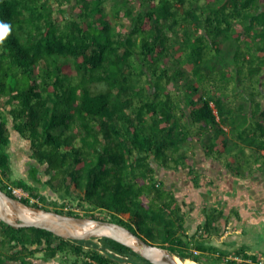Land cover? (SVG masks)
Wrapping results in <instances>:
<instances>
[{
    "label": "trees",
    "instance_id": "1",
    "mask_svg": "<svg viewBox=\"0 0 264 264\" xmlns=\"http://www.w3.org/2000/svg\"><path fill=\"white\" fill-rule=\"evenodd\" d=\"M0 21L12 26L0 44V188L38 200L26 204L116 222L197 264H225L218 251L209 260L187 249L186 212L157 170L185 166L200 134L209 154L226 158L228 148L231 157L239 142L250 152L243 159L264 164V0H0ZM10 126L29 136L50 182L73 185L78 199L51 202L7 179ZM222 212L208 211L204 228ZM29 247L82 261L73 264H150L108 238L0 221V264Z\"/></svg>",
    "mask_w": 264,
    "mask_h": 264
},
{
    "label": "crops",
    "instance_id": "2",
    "mask_svg": "<svg viewBox=\"0 0 264 264\" xmlns=\"http://www.w3.org/2000/svg\"><path fill=\"white\" fill-rule=\"evenodd\" d=\"M10 127L5 151L8 156L7 179L10 180L9 175L12 174L14 180L32 185L47 196L46 200L54 202L56 194L48 190L56 185L52 190L56 191L59 181L51 183L49 175L44 173L45 167L32 159L29 136H23ZM200 136L187 146L189 161L185 166H178L170 173L158 172L161 181L170 178L171 187L182 181L181 175L195 182L190 191L183 188L174 190V193L171 191L182 212H186L183 231L190 239L187 249L195 246L208 258L214 255L212 251H218V257L225 264L234 262L224 261L228 254H238L241 261L248 264H264V164L262 161L251 163L244 158L243 163L237 161L232 166L233 157H217L207 153ZM247 152L246 149L245 154ZM71 187L75 188L73 185ZM213 208L217 215L221 214V210H226L227 216L218 218L214 215L212 219L216 220L204 228L205 214ZM242 253L247 256H241ZM184 262L190 264L194 261L184 259Z\"/></svg>",
    "mask_w": 264,
    "mask_h": 264
},
{
    "label": "water",
    "instance_id": "3",
    "mask_svg": "<svg viewBox=\"0 0 264 264\" xmlns=\"http://www.w3.org/2000/svg\"><path fill=\"white\" fill-rule=\"evenodd\" d=\"M223 212L220 218L227 216L226 210ZM0 221L13 229H43L63 239L108 238L128 247L150 264H180L177 258L183 260L181 256L146 242L141 236L116 222L62 214L26 204L8 195L1 188Z\"/></svg>",
    "mask_w": 264,
    "mask_h": 264
},
{
    "label": "flooded vegetation",
    "instance_id": "4",
    "mask_svg": "<svg viewBox=\"0 0 264 264\" xmlns=\"http://www.w3.org/2000/svg\"><path fill=\"white\" fill-rule=\"evenodd\" d=\"M159 170H162L163 172L168 171L169 173L170 171H172L171 169H158L157 174H159L158 173ZM180 178H182V181H180V183H177L176 185H173L172 187L170 183V178H168L165 181L162 179L163 189H165V191L168 190V192L170 191L169 193H171V191L173 192L174 190H180L181 188H183L184 190L186 189L185 191H190L189 190L190 187L192 189L194 188L195 182L192 179L190 180V177L187 178V176L181 175ZM171 195L173 196L175 203H177L174 194L171 193ZM24 244L27 245V243H24ZM16 246H17L16 248L18 249V245ZM43 247H41L40 248L41 251H38V252L33 251L34 249L31 247H29V251L21 250L20 252H18L16 248L10 249L9 252L3 255V259L6 262H9L10 260H12L11 264H20V263H24V264H73L74 259H78L80 263L82 262L80 258H74L72 256H71L72 259L69 260L68 258L70 257V255L66 256L64 253H56L55 256L48 257L45 255V251Z\"/></svg>",
    "mask_w": 264,
    "mask_h": 264
},
{
    "label": "rangeland",
    "instance_id": "5",
    "mask_svg": "<svg viewBox=\"0 0 264 264\" xmlns=\"http://www.w3.org/2000/svg\"><path fill=\"white\" fill-rule=\"evenodd\" d=\"M128 25V21L126 22V26ZM20 82H21V84H23V81H24V79H23V77L20 75ZM27 82V84H29V82L28 81H26ZM23 86V85H22ZM201 135V134H200ZM203 136H200V139L202 138ZM219 144V143H218ZM217 146H219V145H217ZM187 148V147H186ZM228 148L226 149V154H228L226 157L227 158H229V153H228ZM245 150L246 149H244V148H240V144H239V142L235 145H233V148H232V151H231V157H233V159H234V162L231 164L232 166L234 165L235 166V163H236V161H238V162H240V161H243L244 159H243V154H244V152H245ZM230 151V150H229ZM216 152H212V154L214 155ZM248 153H250L249 151L247 152V154ZM233 154V155H232ZM246 158L247 159H250L249 158V156H246ZM232 159V158H231ZM232 159V160H233ZM252 163V162H251ZM253 163H255V164H257L258 162H256V161H254ZM31 171H32V169H31ZM9 177H10V182H14V177H13V175L12 174H10L9 175ZM58 179H54V180H52L51 181V183H55L56 181H57ZM56 187V185H54L53 186V188H52V190L54 189ZM51 189H49L48 191H50V192H52V193H54L55 192V194H57L58 196H60V197H64V196H66V197H70V196H73L74 195V199H78V194H76L77 193V190L75 189V188H73V187H71L70 186V188L68 189V187L67 186H65V185H63V188H61L60 189V187H58L57 189H56V191H52ZM66 190H68L67 191V195H66ZM162 194H164V192H162ZM48 208H50V206H48V205H46ZM78 211H80V209H78ZM102 218L104 217V216H101ZM158 236L160 237V238H164L165 237V235L161 232V231H158ZM69 260L70 259H72L71 258V256L68 258ZM187 262H184L183 264H186Z\"/></svg>",
    "mask_w": 264,
    "mask_h": 264
},
{
    "label": "built area",
    "instance_id": "6",
    "mask_svg": "<svg viewBox=\"0 0 264 264\" xmlns=\"http://www.w3.org/2000/svg\"><path fill=\"white\" fill-rule=\"evenodd\" d=\"M7 189L11 192L12 197L16 198V199H28L30 201V203H34L37 202L38 200L35 197H32L30 195V193L28 191H26L25 189L21 188V187H17V186H12L9 183H7L6 185ZM64 210H73L70 207H64ZM75 211H78V208L74 209ZM193 250L194 254H197L196 249H191ZM219 254V252H217ZM241 261V257L238 254H228L224 257V261ZM194 263V262H193ZM196 264V263H194Z\"/></svg>",
    "mask_w": 264,
    "mask_h": 264
},
{
    "label": "clouds",
    "instance_id": "7",
    "mask_svg": "<svg viewBox=\"0 0 264 264\" xmlns=\"http://www.w3.org/2000/svg\"><path fill=\"white\" fill-rule=\"evenodd\" d=\"M11 30L12 26L10 24L0 21V44H3L5 39L11 34Z\"/></svg>",
    "mask_w": 264,
    "mask_h": 264
},
{
    "label": "bare ground",
    "instance_id": "8",
    "mask_svg": "<svg viewBox=\"0 0 264 264\" xmlns=\"http://www.w3.org/2000/svg\"><path fill=\"white\" fill-rule=\"evenodd\" d=\"M177 258V257H176ZM177 260H178V262L180 263V264H183L184 263V260H181V259H179V258H177ZM187 260V259H186ZM190 264H193L192 262L190 263Z\"/></svg>",
    "mask_w": 264,
    "mask_h": 264
}]
</instances>
